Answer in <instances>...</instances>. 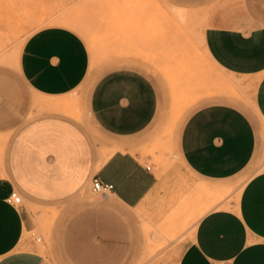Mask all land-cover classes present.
<instances>
[{"label":"crops","instance_id":"1","mask_svg":"<svg viewBox=\"0 0 264 264\" xmlns=\"http://www.w3.org/2000/svg\"><path fill=\"white\" fill-rule=\"evenodd\" d=\"M203 1L201 40L212 77L253 92L264 124V0ZM17 65L25 85L0 98V264H52L22 242L34 228L33 204H45L46 214L49 206L67 211L52 229L60 264H102V255L132 252L135 211L158 220L176 191L208 207L178 244L175 264H264V168L237 178L261 161L264 133L234 99L212 96L184 119L177 150L188 179L179 188L174 170L159 174L136 140L163 116L144 70H91L83 37L60 24L32 32ZM94 178L113 185L109 196L87 197ZM217 188L225 206L212 202ZM12 191L19 205L6 201Z\"/></svg>","mask_w":264,"mask_h":264},{"label":"rangeland","instance_id":"2","mask_svg":"<svg viewBox=\"0 0 264 264\" xmlns=\"http://www.w3.org/2000/svg\"><path fill=\"white\" fill-rule=\"evenodd\" d=\"M204 3L203 0H0V98L12 97L15 87L25 85L18 72L17 60L26 38L39 28L57 25L55 21L60 17L71 19L76 22L71 28L86 42L93 71L102 73L114 67L136 66L156 83L162 102V119L137 135L136 140L142 142V152L155 163L159 174L174 170L176 187L186 188L188 175L178 154L177 136L189 112L207 103L206 99L215 95L231 97L260 123L264 133L263 122L256 118L253 92L234 85L219 73L218 77H212L217 71L206 59L201 40L207 9ZM139 58L143 59L140 61ZM263 168L264 154L261 161H252L237 178L243 181L250 173ZM107 196L109 193L103 195L92 191L87 195L89 199ZM171 198L175 204L158 220L135 211L132 252L102 255L101 260L105 261L102 264H175L180 251L178 244L191 234L201 208L195 207L194 202L190 205L187 192H173ZM30 207L34 228L24 233L22 242L35 245L52 264L62 263L64 255L52 247L51 237L56 219L67 213L66 209L49 206L46 214L43 203Z\"/></svg>","mask_w":264,"mask_h":264},{"label":"bare ground","instance_id":"3","mask_svg":"<svg viewBox=\"0 0 264 264\" xmlns=\"http://www.w3.org/2000/svg\"><path fill=\"white\" fill-rule=\"evenodd\" d=\"M148 2V1H147ZM143 3V2H142ZM142 6V5H141ZM177 8H178V6H177ZM188 8V7H187ZM172 9H173V7H172ZM176 9V8H175ZM179 9H183V8H180L179 7ZM179 9H177L178 10V12H181ZM194 9V8H193ZM177 10H175L176 12H177ZM184 10V9H183ZM185 11H186V9H185ZM194 11H195V9H194ZM176 12H175V14H176ZM184 14V13H183ZM207 14V13H206ZM178 15H179V13H178ZM177 15V16H178ZM205 15V14H204ZM204 15H202V16H204ZM208 15V14H207ZM180 16V15H179ZM184 17V16H183ZM56 18V17H55ZM178 18H180V17H178ZM182 18V17H181ZM201 19H203V18H200V20ZM182 21V20H181ZM205 21V20H204ZM55 23L56 24H60V25H65V26H69V27H74V26H76V22L75 21H73V20H71V19H68V18H66V17H60V18H58V19H56V21H55ZM55 23H53V24H55ZM42 24V23H41ZM49 24H52V23H49ZM42 26V25H41ZM37 27H39V25L38 26H36L35 28H37ZM35 28H33V29H35ZM33 29H31V30H33ZM30 30V31H31ZM29 33V32H28ZM26 34V33H25ZM86 34V33H85ZM92 36V35H91ZM90 36V37H91ZM89 39V38H88ZM95 40V39H94ZM93 46V45H92ZM16 48V47H15ZM17 48H18V46H17ZM14 49V48H13ZM14 51V50H13ZM17 51V50H16ZM11 52V51H10ZM9 52V55L11 54ZM93 52H94V50H93ZM17 53V52H16ZM95 53V52H94ZM96 54V53H95ZM207 54V53H206ZM7 55V57H8V54H6ZM92 55V54H91ZM112 55V54H111ZM119 56V55H118ZM1 57V56H0ZM2 58H3V56H2ZM12 58V57H11ZM92 58H93V56H92ZM95 58V57H94ZM98 58V57H97ZM8 59V58H7ZM140 59V58H139ZM143 59V58H142ZM142 59H140V61L142 60ZM207 59V58H206ZM11 60H13V59H11ZM98 60V59H97ZM97 60H96V62H97ZM116 60V59H115ZM131 60V59H130ZM1 61H3L2 59H1ZM10 61V60H9ZM4 62V61H3ZM6 62V61H5ZM11 62V61H10ZM93 62H94V60H93ZM105 62V61H104ZM208 63V62H207ZM8 64H10V63H8ZM13 64V63H12ZM154 64V63H153ZM91 66H92V64H91ZM96 66V65H95ZM154 66V65H153ZM98 67V66H97ZM155 69V68H154ZM157 69V68H156ZM155 69V70H156ZM159 69V68H158ZM91 70H92V67H91ZM203 70V69H202ZM204 71V70H203ZM154 72V71H153ZM205 74V73H204ZM217 76V75H216ZM173 77V76H172ZM206 80V79H205ZM222 82H223V80H222ZM231 83V82H230ZM239 84V83H238ZM237 85V84H236ZM191 87V86H190ZM194 87H195V85H194ZM198 87H199V85H198ZM216 87V86H215ZM234 87V86H233ZM192 88H193V86H192ZM196 88V87H195ZM194 88V89H195ZM222 88H223V86H222ZM190 89V88H189ZM198 89V88H197ZM200 90H201V88H200ZM189 91V90H188ZM190 91H191V89H190ZM229 91H231V90H229ZM235 91V90H234ZM234 91H232V92H234ZM217 92V91H216ZM231 92V93H232ZM189 93V92H188ZM187 93V94H188ZM203 93V92H202ZM206 93V92H205ZM237 93V92H236ZM186 94V95H187ZM213 94V93H212ZM229 94V93H228ZM181 95H183L182 93H181ZM201 95V94H200ZM210 95V94H209ZM179 96H180V93H179ZM184 96V95H183ZM188 96V95H187ZM189 96H190V93H189ZM182 97V96H181ZM181 97H180V99H181ZM193 97V96H192ZM187 98H185V100H186ZM197 99V98H196ZM175 100V99H174ZM173 100V101H174ZM177 100V99H176ZM176 100H175V102H176ZM182 100H183V98H182ZM181 101V100H180ZM179 101V102H180ZM188 101V100H187ZM192 101V100H191ZM186 102V101H185ZM178 104V103H177ZM180 104V103H179ZM182 104V103H181ZM183 104H184V102H183ZM186 104H187V102H186ZM183 106V105H182ZM258 118V117H257ZM261 122V121H260ZM173 125V124H172ZM263 132H264V130H263ZM170 134V133H169ZM168 134V135H169ZM5 136V135H4ZM167 138H168V136H167ZM0 139H1V137H0ZM2 140V139H1ZM3 141V140H2ZM5 141V140H4ZM203 186V185H202ZM206 189V188H205ZM214 191H213V194L215 195V199L212 201L214 204H218V205H220V206H225L224 204H219V201L223 198V195H225L224 194V189H222V188H217V189H213ZM210 191V190H209ZM209 191H207L206 190V193H208ZM192 210H194V209H192ZM192 210H190V211H192ZM201 210V209H200ZM200 210H198L199 212H200V215H199V217L201 216V214L206 210V208H203L201 211ZM174 211V210H173ZM172 212V211H171ZM190 214V213H189ZM192 218H194V216H191ZM195 219V218H194ZM198 220V219H197Z\"/></svg>","mask_w":264,"mask_h":264},{"label":"built area","instance_id":"4","mask_svg":"<svg viewBox=\"0 0 264 264\" xmlns=\"http://www.w3.org/2000/svg\"><path fill=\"white\" fill-rule=\"evenodd\" d=\"M147 169H149V167H147ZM112 189H113V185L110 183L103 182L98 178H94L92 180L91 191L93 193L106 195L109 192H111ZM6 201L13 205H19L21 203V196L18 194L17 191H12L9 194V196L6 198ZM36 240L39 241L40 238H37Z\"/></svg>","mask_w":264,"mask_h":264}]
</instances>
